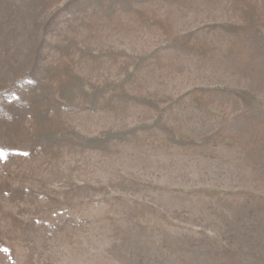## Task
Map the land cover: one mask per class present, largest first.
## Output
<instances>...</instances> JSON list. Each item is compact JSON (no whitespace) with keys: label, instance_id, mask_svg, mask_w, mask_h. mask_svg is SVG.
I'll return each mask as SVG.
<instances>
[{"label":"rangeland","instance_id":"obj_1","mask_svg":"<svg viewBox=\"0 0 264 264\" xmlns=\"http://www.w3.org/2000/svg\"><path fill=\"white\" fill-rule=\"evenodd\" d=\"M0 264H264V0H0Z\"/></svg>","mask_w":264,"mask_h":264}]
</instances>
